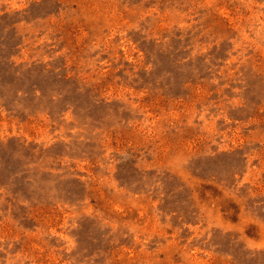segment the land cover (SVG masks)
<instances>
[{
    "label": "rangeland",
    "instance_id": "rangeland-1",
    "mask_svg": "<svg viewBox=\"0 0 264 264\" xmlns=\"http://www.w3.org/2000/svg\"><path fill=\"white\" fill-rule=\"evenodd\" d=\"M0 264H264V0H0Z\"/></svg>",
    "mask_w": 264,
    "mask_h": 264
}]
</instances>
